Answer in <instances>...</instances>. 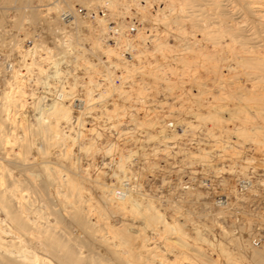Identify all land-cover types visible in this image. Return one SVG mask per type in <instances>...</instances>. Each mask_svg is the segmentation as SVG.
Masks as SVG:
<instances>
[{"label": "bare ground", "instance_id": "6f19581e", "mask_svg": "<svg viewBox=\"0 0 264 264\" xmlns=\"http://www.w3.org/2000/svg\"><path fill=\"white\" fill-rule=\"evenodd\" d=\"M0 264H264V0H0Z\"/></svg>", "mask_w": 264, "mask_h": 264}]
</instances>
